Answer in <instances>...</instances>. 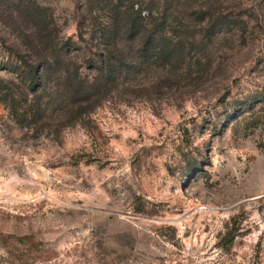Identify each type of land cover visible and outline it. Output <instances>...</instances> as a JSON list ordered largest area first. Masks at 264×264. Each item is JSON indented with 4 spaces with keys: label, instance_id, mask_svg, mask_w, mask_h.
Listing matches in <instances>:
<instances>
[{
    "label": "rangeland",
    "instance_id": "374dc122",
    "mask_svg": "<svg viewBox=\"0 0 264 264\" xmlns=\"http://www.w3.org/2000/svg\"><path fill=\"white\" fill-rule=\"evenodd\" d=\"M122 3L167 17L176 53L77 116L65 67L34 93L7 64L41 33L95 58L108 3L0 0V264H264V0ZM37 100L36 120L9 110Z\"/></svg>",
    "mask_w": 264,
    "mask_h": 264
},
{
    "label": "trees",
    "instance_id": "16d2710c",
    "mask_svg": "<svg viewBox=\"0 0 264 264\" xmlns=\"http://www.w3.org/2000/svg\"><path fill=\"white\" fill-rule=\"evenodd\" d=\"M100 2L108 3V12H106L107 18L103 29L98 30L97 35L93 37L96 43L95 48L98 49V52L93 56L97 59L88 57L83 63H79L81 67L76 66L77 58L72 56L76 45L74 42L67 39L55 43L50 34L43 35L39 30L40 37L26 36L30 40L34 37L35 40L42 41V45L40 44L34 49L36 60L28 62L19 56L15 62L7 64L10 66L9 71L15 75L16 79L34 93L44 87V73L50 67H65L67 89L73 93L72 104L67 105L69 109L67 112L75 110L73 113L77 116L90 113L101 101L99 95L101 87L118 85L122 76L132 68L135 59L141 64L144 57H147L149 61L156 60L155 62L167 63L176 53L175 44L166 41L167 28L170 27L169 29L174 30L172 25L167 24V17L159 18L151 10H145L146 13L143 14L142 9H134V5H123L122 0L115 2L100 0ZM228 24L230 25V22ZM78 39L85 42L82 32L78 35ZM131 45L136 47L133 54ZM134 53L136 57L132 58ZM53 62L56 65H52ZM3 67L0 70L7 71L6 66ZM70 67H73L72 73H69ZM83 67L89 71H96L94 78L89 79L82 76L79 68ZM13 97L12 89L9 86H4L0 79L1 101L8 103L7 100ZM27 103L25 101L22 114H19V109L15 106H9L10 112L16 116L22 115L21 119L25 123L32 118L36 120L44 111L40 100Z\"/></svg>",
    "mask_w": 264,
    "mask_h": 264
}]
</instances>
